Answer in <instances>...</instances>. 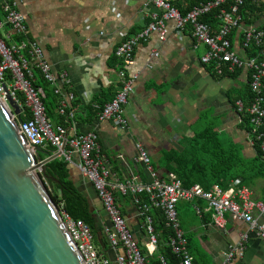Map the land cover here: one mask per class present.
Returning a JSON list of instances; mask_svg holds the SVG:
<instances>
[{
    "label": "crops",
    "instance_id": "crops-1",
    "mask_svg": "<svg viewBox=\"0 0 264 264\" xmlns=\"http://www.w3.org/2000/svg\"><path fill=\"white\" fill-rule=\"evenodd\" d=\"M8 1L16 4L25 16L29 37L43 49L53 72L68 74L70 83L64 94L73 93L75 101L70 103L64 124L59 123L58 108L51 122L65 126L69 136L96 132L112 181L126 183L134 178L137 182H150L145 166L137 160V144L149 154L158 177L167 180L171 174L164 154L181 151L195 135L206 131L216 134L218 139L225 133L224 145L242 146L248 159L258 155L249 146L246 129L234 108L233 97L244 92L238 90L237 79L217 77L209 66L203 65L201 50L194 49L189 31L177 30L173 21L166 22L165 41L154 34L135 49L129 73L138 77L124 108L128 127L122 130L113 121H100L96 117L91 104L111 101L120 86L115 49L122 41L140 33L151 15L158 12L148 0ZM3 34L9 36V28ZM69 168L76 188L90 204L95 221V246L111 264H116V253L107 241L104 245L107 240L104 228L111 223L98 194L77 166L69 165ZM249 189L252 199L264 204V178ZM116 197L138 246L147 254L150 235L146 217L150 216L141 212L131 196L116 192ZM195 203L181 202L177 207L193 264H264V239L256 231L231 217L224 229L218 228L206 203ZM196 205L202 208L203 215L196 212ZM258 221L264 223V215ZM245 236L247 241L243 242ZM240 244L245 246L243 255H236L226 263V255ZM157 253L158 244L154 255Z\"/></svg>",
    "mask_w": 264,
    "mask_h": 264
},
{
    "label": "built area",
    "instance_id": "built-area-1",
    "mask_svg": "<svg viewBox=\"0 0 264 264\" xmlns=\"http://www.w3.org/2000/svg\"><path fill=\"white\" fill-rule=\"evenodd\" d=\"M175 1L148 0L158 12L151 15L140 33L122 41L115 49L120 86L111 101L91 104L96 117L100 121H113L122 130L128 127L124 108L138 77L129 73L134 64L135 49L140 43L148 42L154 34L160 41H165L166 22L173 21L177 30L189 31L194 49L201 50L200 62L203 65L209 66L217 77L234 78L244 83L247 93L234 100V108L239 122L245 125L249 146L264 156V0H212L194 6L185 14L175 6ZM0 11V100L8 106L10 96L21 109L19 96L22 95L30 119L20 122L21 114L14 118L30 148L43 149L46 144H51L56 150L55 155L59 154L67 164L77 166L92 183L111 223L104 232L110 248L116 253V264H148L147 257L156 253L158 244L152 220L146 217L150 237L146 245L147 254H143L118 206L116 192L132 196L146 194L149 204L143 206L142 213L146 214L152 207L163 212L167 227L173 231L169 246L181 264H193L178 215L177 207L181 202L195 205V202L203 201L216 227L224 229L228 217H231L246 223L264 239V223L258 221V217L264 215V204L252 199L249 188L231 183L227 189L215 185L206 191L199 184L186 189L173 174L167 180L160 179L141 144L136 145L137 160L145 166L150 182H137L134 178L126 183L112 181L108 161L100 151L98 134L87 132L69 136L65 126L54 125L46 115L43 89L34 86L35 74L38 73L60 97L58 113L67 117L70 103L75 101L73 93L64 94L70 83L68 74L56 75L53 72L43 49L30 39L26 18L16 4L0 0ZM203 17H209L212 23L202 21ZM5 28H9V36L3 34ZM57 207L84 263L111 264L97 250L90 227L72 219L63 205ZM195 209L200 214L198 205ZM246 241L245 236L243 242ZM244 251L243 244L232 249L226 255V263L236 255L242 256ZM161 261L166 264L164 258Z\"/></svg>",
    "mask_w": 264,
    "mask_h": 264
},
{
    "label": "trees",
    "instance_id": "trees-1",
    "mask_svg": "<svg viewBox=\"0 0 264 264\" xmlns=\"http://www.w3.org/2000/svg\"><path fill=\"white\" fill-rule=\"evenodd\" d=\"M211 1L176 0L174 4L185 14L194 6ZM201 20L212 23L209 17H203ZM19 40L20 38H17V41ZM34 86L43 89L46 115L51 120L54 111L59 107L60 97L55 94L50 84L45 82L38 73L35 74ZM245 93H247L246 89L243 93L233 97V104L236 98L243 96ZM19 101L22 114L18 120L20 122L29 120V110L25 106V98L22 95L19 96ZM58 117L59 123L64 124L66 117L60 115ZM241 125L245 127L244 124ZM55 151L51 144H46L42 149V153L38 154V157L41 160L47 159ZM164 162L168 172L181 180L183 187L186 189L197 184L206 191H210L215 185L227 189L231 183L235 182H238L239 186L251 188L258 179L264 178V156L262 154L258 152L256 157L248 159L244 156L242 146L231 143L229 147H226L222 139H218L216 134L208 133V131L200 136L195 135L193 141L189 142L181 151L171 150L166 152L164 154ZM41 178L55 204L57 206L63 205V209L72 219L82 221L95 234V221L90 204L72 181L69 165L60 158L55 159L47 164L46 175L44 177L41 175ZM129 196L134 202H139L137 205L141 212L143 206L149 204V197L146 194L138 196L129 194ZM115 198H117L116 193ZM200 210V214L203 215L202 208ZM146 215L150 216L152 220L159 248V253L152 257H147L148 264H163L161 258L165 259L166 264H181V260L172 252L169 246L172 230L167 227L163 212L152 207ZM106 241L108 245V240H105L104 245ZM142 252L146 255L145 250H142Z\"/></svg>",
    "mask_w": 264,
    "mask_h": 264
},
{
    "label": "water",
    "instance_id": "water-1",
    "mask_svg": "<svg viewBox=\"0 0 264 264\" xmlns=\"http://www.w3.org/2000/svg\"><path fill=\"white\" fill-rule=\"evenodd\" d=\"M0 100V264H85L42 181L49 162L31 149L14 116L20 107Z\"/></svg>",
    "mask_w": 264,
    "mask_h": 264
},
{
    "label": "rangeland",
    "instance_id": "rangeland-1",
    "mask_svg": "<svg viewBox=\"0 0 264 264\" xmlns=\"http://www.w3.org/2000/svg\"><path fill=\"white\" fill-rule=\"evenodd\" d=\"M237 85L239 86V89H238V90H239L240 92H243L244 89H245V85H244V83H242V82H240L239 80H237ZM238 90H237V91H238ZM239 91H238V92H239ZM226 137H227V136H226L225 133H222V134L220 135V138H221V139H226Z\"/></svg>",
    "mask_w": 264,
    "mask_h": 264
}]
</instances>
